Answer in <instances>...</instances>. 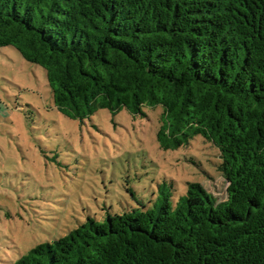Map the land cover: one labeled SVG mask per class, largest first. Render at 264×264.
<instances>
[{
	"label": "trees",
	"instance_id": "trees-1",
	"mask_svg": "<svg viewBox=\"0 0 264 264\" xmlns=\"http://www.w3.org/2000/svg\"><path fill=\"white\" fill-rule=\"evenodd\" d=\"M0 46L45 69L72 119L162 106L161 147L201 136L227 182L220 201L159 187L13 264H264V0H0Z\"/></svg>",
	"mask_w": 264,
	"mask_h": 264
},
{
	"label": "rangeland",
	"instance_id": "rangeland-1",
	"mask_svg": "<svg viewBox=\"0 0 264 264\" xmlns=\"http://www.w3.org/2000/svg\"><path fill=\"white\" fill-rule=\"evenodd\" d=\"M143 110L99 109L72 119L54 105L45 69L0 46V264L88 215L102 221L108 212L152 206L159 187L176 196L198 182L218 201L226 198L217 149L201 136L162 148V106Z\"/></svg>",
	"mask_w": 264,
	"mask_h": 264
}]
</instances>
